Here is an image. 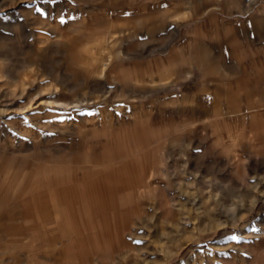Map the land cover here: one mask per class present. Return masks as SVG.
Listing matches in <instances>:
<instances>
[{"label": "rangeland", "instance_id": "1", "mask_svg": "<svg viewBox=\"0 0 264 264\" xmlns=\"http://www.w3.org/2000/svg\"><path fill=\"white\" fill-rule=\"evenodd\" d=\"M0 264H264V0H0Z\"/></svg>", "mask_w": 264, "mask_h": 264}, {"label": "snow or ice", "instance_id": "2", "mask_svg": "<svg viewBox=\"0 0 264 264\" xmlns=\"http://www.w3.org/2000/svg\"><path fill=\"white\" fill-rule=\"evenodd\" d=\"M53 2H55V0H53ZM39 11V9H37Z\"/></svg>", "mask_w": 264, "mask_h": 264}]
</instances>
